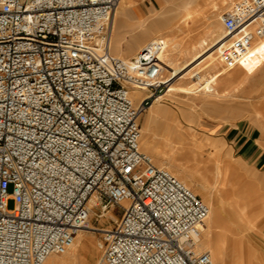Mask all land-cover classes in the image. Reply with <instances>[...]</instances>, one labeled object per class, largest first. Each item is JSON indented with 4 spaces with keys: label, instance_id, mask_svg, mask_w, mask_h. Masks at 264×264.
Masks as SVG:
<instances>
[{
    "label": "built area",
    "instance_id": "1",
    "mask_svg": "<svg viewBox=\"0 0 264 264\" xmlns=\"http://www.w3.org/2000/svg\"><path fill=\"white\" fill-rule=\"evenodd\" d=\"M118 2L0 0V264L65 253L96 207L120 211L92 229L97 264H213L199 248L207 204L140 149L139 117L172 82L158 40L110 53ZM220 22L232 69L264 39V0H238Z\"/></svg>",
    "mask_w": 264,
    "mask_h": 264
},
{
    "label": "rangeland",
    "instance_id": "2",
    "mask_svg": "<svg viewBox=\"0 0 264 264\" xmlns=\"http://www.w3.org/2000/svg\"><path fill=\"white\" fill-rule=\"evenodd\" d=\"M200 1L134 0L122 24L114 33L121 39L120 48L115 49L116 44L112 42L109 47L110 53L118 57L119 51L125 50L128 44L135 42L139 45L125 59L135 56L144 42L156 36V31H154L152 34L138 38L137 36L142 34L139 30L140 20H146L144 24H147L148 21L156 20L157 17L161 19L160 23L156 24L158 28L165 25L166 21L171 22L168 26L160 28L161 34L177 37L176 39L186 45L193 44L204 31L205 18L193 23L191 16L202 11H205L203 16L207 15L212 11L209 5L211 2L217 7L214 13L221 15L238 0H225V2H222L223 0H202L206 3L205 6H201ZM218 23L222 27L220 20ZM207 48L208 46H205L181 58L177 56L178 66H182L183 62H189L196 55L203 56L197 61L205 58L209 52L206 51ZM203 62L200 63L201 69L205 67ZM213 71L204 68L202 74L204 73L203 75L207 77ZM214 73L219 76L223 73L227 74L228 71H224L218 63ZM168 75L170 76L169 73ZM194 80L185 79L187 85L193 83ZM173 85L168 93L140 115L138 120L141 130L140 149L145 150L149 155L151 154L148 150L155 153V156L151 157L156 166L163 167L162 163L168 165L171 170L166 169L176 173L179 177L184 176L182 172L191 174V179L185 178L189 188L207 205L210 196L202 190L201 184L207 181L210 186L216 185L212 175L216 168H221L223 173H226L225 178L220 180L221 187L229 189L230 182H235L233 183L235 192L233 198L238 202L237 204L240 203L243 213L245 210L246 213L241 215L237 209L235 214L225 216L220 225L213 228L212 236L218 237L220 243L218 257L224 264H264V210H262L264 203H261L264 202V172L256 170L249 161L238 158L223 135L227 127L242 124L247 127L255 126L264 131V61L253 68L250 74L241 75L240 79L228 88L227 96L216 99L218 100L216 102H202L204 97L197 93L202 89L197 88V91L194 90L195 93H190L188 90L176 91ZM187 85L182 86L186 88ZM221 89L219 79H217L213 92L218 91L222 94ZM150 116L152 122L149 129L145 130ZM145 138L147 142L142 145L141 142ZM230 166L233 167L231 170L234 172L229 171ZM213 192L217 194L216 196H220L217 188L213 189ZM228 201L223 200L222 203L226 210H231ZM12 206L13 202L9 201L8 209ZM252 209L255 210V214ZM99 214V208H94L91 224L95 227L109 228L113 225V220L119 218L120 211L113 209L109 213L105 212L102 217H97ZM83 234L87 239L82 247H77L79 250L76 254V264H96L102 254L100 236L90 230ZM91 243L98 244L94 251ZM56 257L61 258V255H56Z\"/></svg>",
    "mask_w": 264,
    "mask_h": 264
},
{
    "label": "bare ground",
    "instance_id": "3",
    "mask_svg": "<svg viewBox=\"0 0 264 264\" xmlns=\"http://www.w3.org/2000/svg\"><path fill=\"white\" fill-rule=\"evenodd\" d=\"M133 2H134V0H119L117 6L115 7V10H114L113 16H112V27H111V34H110V38H109V47H110V44L112 42H114L116 44L114 48L115 49L120 48L121 39L118 35H116L114 33H116L118 27H120V25L122 24L123 18L127 15V12L129 11L130 6H131V4H133ZM222 2H225V0H223ZM200 5L205 6L206 3L201 0ZM209 5H210V9H212V11L208 12L207 15L205 14L203 16L205 11H202L201 13L196 12L193 16H191V21L193 23L205 18V21H203L204 22V31L196 39V41L194 40L195 42L193 44L186 45L184 43H181V41L179 39H176L177 37H172L170 35L161 34L160 28H162L164 26H168L171 22L166 21L165 25H163L162 27L160 26L158 28V27H156V24L160 23V21H161V19H159L158 17L156 18V20L148 21L147 24H144L146 20L145 21L140 20L139 30L142 31V34L137 36L138 38H140L141 36L143 37L147 34H152L154 31H156V36L150 38L148 41L158 40L165 46V52L161 56L160 62H161V65L163 66L164 70L170 74V78H171V82H172L171 85H173L175 83V85H173V89L176 91H187L188 90V92H190V93H195L194 90L196 89V91H197V88H199V90L202 89V91H199L197 93L204 97L202 99V102H204V103L216 102V101H218L216 99H219L220 97L227 96L228 88L234 82L238 81L240 79L241 75L250 74L251 71H253V68H255L258 64H260L261 61H264V39H262L253 45L249 54L245 57V59L239 65H237L236 67H234L232 69H225L222 67L224 69V71L225 70L228 71L227 74L223 73V74L218 76V75H216V73H214V71L217 70V64L219 63L221 65V63L219 61V53H220L227 37L224 34L223 28L218 23L220 20V15H217L214 13V10L217 9L215 3L211 2V3H209ZM180 18H182V17H180ZM180 20H183V19H180ZM216 23H218V24H216ZM148 41L144 42L142 44V46H140V48L138 47L139 50ZM138 45L139 44H136L135 42L128 44V48H126L125 50H121V52L119 51L118 57L121 59L127 60V59H125V57L130 52H132ZM205 46H208L206 51H209V52H207L208 55L205 58L201 59L200 61H197L199 58H201L203 56L196 55L189 62H183L182 66H178V62H177L178 58H176L177 56L179 58L184 57L187 53H190V52L195 51V50H197V51L201 50V49L205 48ZM198 54H200V53H198ZM202 61H204L202 64H205L204 68L209 69V70H214L207 77L203 75L204 73L202 74V71L204 69V68L201 69L200 63ZM183 71H185V72L182 73L180 76H178ZM186 78L195 79V80L190 85H187L186 84L187 82L185 81ZM217 79H219V86L222 88L221 89V91L223 92L222 94L218 93V91L213 92L214 91V83L216 82ZM182 85H187V87L184 88ZM130 95L132 96L133 102L138 103V101L140 100V97L143 95V93L140 90H133L132 92H130ZM214 97H216V98H214ZM157 101L158 100H156L155 102H157ZM155 102H153L150 105V107ZM151 122H152V117L150 116L148 118V122H147L148 124L144 128L145 130L149 129ZM140 132H141V130H140ZM146 142H147V140L145 138L142 140L141 143H142V145H145ZM139 146H140V141H139ZM148 151L151 154L150 156H155V153L151 152V150H148ZM161 165L164 168L170 169L168 165H165L163 163ZM232 168L230 166V169H229L230 172H234L233 170H231ZM227 171H225V172H227ZM172 174L175 175L183 184H185L189 188V184L186 182L185 178L191 179V177H192L191 174L182 172V175H184V176H180V177H179V175H177L174 172H172ZM209 175L211 176V174H209ZM212 176L214 177L216 185L210 186L207 181H204V183L201 184L202 190L206 191L208 196H210V201H208V205H207L208 206V215L204 221V225H203V228L201 230L199 248L201 250H206L210 253L213 264H224L223 262H221V260L218 257L219 256L220 243H219L218 237L214 238L212 236L213 228L215 226L220 225L221 221L224 219L225 216H228L229 214H232V213L235 214L237 209H238L239 213H241V215L245 214L246 210H245V213H243V210L241 209L240 203L237 204L238 202H236V200H234V198H233L234 194H235L233 183H235V182H230L229 189L222 188L220 180L225 178L226 173H223L221 168H216V170ZM206 177H208V175ZM216 188H217L218 192H220V196L219 195L216 196L217 194L213 192V189H216ZM248 190H250V189H248ZM214 195H215V197H214ZM238 198H240V197H238ZM223 200H229L228 203L231 206V210H226L224 208L223 203H222ZM252 200H253V198H252ZM93 203H94V201L92 198L88 204L91 207L93 205ZM258 203H260V202L258 201ZM261 203H264V202H261ZM262 208H264V207H262ZM262 210H264V209H262ZM254 211L255 210H253V212ZM253 214H255V212ZM93 215H94V211L92 210L91 211V217H93ZM111 215H109V216H111ZM244 217H246V215ZM244 217H243V219H244ZM247 219H248V217H247ZM250 224H252V222ZM94 227L95 226H93L91 223H89V229L88 230H82V231L78 232V234L75 237L73 244L68 248V250L65 253L61 254V258H57L56 255H50L45 259L43 264H76V254L79 250L78 248L82 247L84 245L83 242H85L87 239L86 236H84L83 232H86L89 230L92 231V229H94ZM242 239H243V237H242ZM97 245H94L93 243H91V248L93 251L95 250V248H97ZM240 249H241V247H240ZM98 261H99V259H98ZM98 261L96 262V264L98 263Z\"/></svg>",
    "mask_w": 264,
    "mask_h": 264
},
{
    "label": "crops",
    "instance_id": "4",
    "mask_svg": "<svg viewBox=\"0 0 264 264\" xmlns=\"http://www.w3.org/2000/svg\"><path fill=\"white\" fill-rule=\"evenodd\" d=\"M223 135L238 158L249 161L256 170L264 172V131L242 124L227 127Z\"/></svg>",
    "mask_w": 264,
    "mask_h": 264
}]
</instances>
